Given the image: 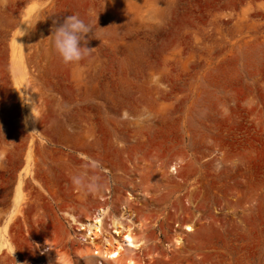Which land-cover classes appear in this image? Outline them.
<instances>
[{
	"label": "rangeland",
	"instance_id": "rangeland-1",
	"mask_svg": "<svg viewBox=\"0 0 264 264\" xmlns=\"http://www.w3.org/2000/svg\"><path fill=\"white\" fill-rule=\"evenodd\" d=\"M72 14L93 32L65 64L52 32ZM17 178L23 208L8 221ZM122 205L144 222L140 262L264 264V0H0L10 264L46 242L77 264L90 244L68 214L118 218Z\"/></svg>",
	"mask_w": 264,
	"mask_h": 264
},
{
	"label": "bare ground",
	"instance_id": "bare-ground-1",
	"mask_svg": "<svg viewBox=\"0 0 264 264\" xmlns=\"http://www.w3.org/2000/svg\"><path fill=\"white\" fill-rule=\"evenodd\" d=\"M30 102V101H29ZM34 107V106H33ZM31 102L29 104V109L32 112V128L35 127L38 121H41V114L37 112V110H33ZM29 118V116H28ZM41 119V120H40ZM28 124H31V121L28 120ZM40 123V122H39ZM38 126V125H37ZM173 163L171 165V171L176 170V166ZM35 170V169H34ZM33 170V172H34ZM32 172V175H34ZM26 173L28 177L30 175ZM25 177V178H26ZM24 178H17L15 184V191H14V199H13V208L16 210V213L9 214V220H13V218H17L18 214H21V209L23 208L24 202V186L26 181ZM33 206V205H32ZM122 213L120 217L116 218L114 215H111L108 210V206H99L95 208L94 213L91 217H86L85 221H80L77 219L76 216L73 214H68L70 220L76 223L79 227L78 230H84L82 237L83 239L89 243L90 245L81 248L79 250V254L75 259L77 264H147L148 262H140V260L136 259L135 253L136 250H140L144 245V241L140 238H136L135 229L143 228L144 222H135L130 217L131 213L126 208L125 205H122ZM14 211V210H13ZM11 212V211H10ZM18 213V214H17ZM108 216L112 227L114 230L106 231L103 227L104 224H107L104 219ZM126 221H121L119 218ZM8 223H6L7 225ZM183 229L192 230V224L189 220H186L185 223L182 225ZM102 229L107 235L101 236L100 233ZM104 233V234H105ZM184 233V232H183ZM103 234V235H104ZM185 235V234H183ZM101 238L100 241H96V238ZM147 238V237H146ZM145 238V239H146ZM180 238H176V240L172 241L171 244L178 245L181 243ZM183 243V242H182ZM170 243L167 245H171ZM30 248L35 250V253L26 254L23 259V263L27 261V264H73L69 259H64L59 252H55L53 255V249L56 248L55 244L53 243H41L40 246L30 245ZM17 251L13 247L8 234L6 233V227L0 232V264H10L14 257L16 256ZM146 254V253H145ZM146 259V258H145ZM33 262V263H30ZM76 263V262H75ZM20 264V263H19Z\"/></svg>",
	"mask_w": 264,
	"mask_h": 264
},
{
	"label": "clouds",
	"instance_id": "clouds-1",
	"mask_svg": "<svg viewBox=\"0 0 264 264\" xmlns=\"http://www.w3.org/2000/svg\"><path fill=\"white\" fill-rule=\"evenodd\" d=\"M93 32L91 23L80 18L78 14L68 15L52 32V45L65 64H75L88 54L85 47L86 34ZM27 264V261L24 262Z\"/></svg>",
	"mask_w": 264,
	"mask_h": 264
}]
</instances>
